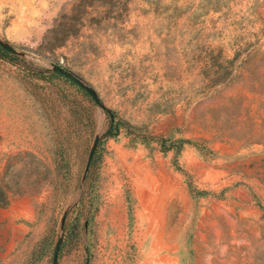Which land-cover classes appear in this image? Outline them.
<instances>
[{"label":"rangeland","instance_id":"rangeland-1","mask_svg":"<svg viewBox=\"0 0 264 264\" xmlns=\"http://www.w3.org/2000/svg\"><path fill=\"white\" fill-rule=\"evenodd\" d=\"M0 44V264H264V0H0Z\"/></svg>","mask_w":264,"mask_h":264},{"label":"water","instance_id":"water-1","mask_svg":"<svg viewBox=\"0 0 264 264\" xmlns=\"http://www.w3.org/2000/svg\"><path fill=\"white\" fill-rule=\"evenodd\" d=\"M0 46L3 49L7 50L9 53H12L9 48L2 46L1 44H0ZM53 71L55 73L59 74L60 76H62L63 78H65L66 80L72 82L73 84H75L79 88L83 89L88 94V96L93 100V102L95 104L100 105L96 93L92 89L86 87V85H84V83L80 79H78L76 76H74L72 73H70V72H68V71H66L63 68H60L58 66L54 67ZM102 109L105 111L104 108H102ZM96 145H97V140L94 141V146L89 152L85 172H87L89 169L90 162H91L92 157L94 155ZM59 247H60V242H58L54 247L53 256H52V264H57V255L59 252Z\"/></svg>","mask_w":264,"mask_h":264},{"label":"trees","instance_id":"trees-1","mask_svg":"<svg viewBox=\"0 0 264 264\" xmlns=\"http://www.w3.org/2000/svg\"><path fill=\"white\" fill-rule=\"evenodd\" d=\"M11 53H9L7 50L3 49L1 46H0V59H4L8 56H10ZM118 132V125L114 124L113 122L110 123V127H109V130H108V134L109 135H116Z\"/></svg>","mask_w":264,"mask_h":264}]
</instances>
